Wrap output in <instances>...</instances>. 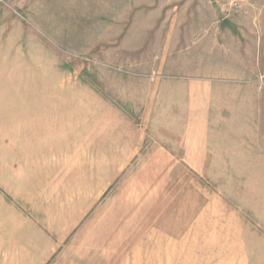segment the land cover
I'll return each mask as SVG.
<instances>
[{"label":"rangeland","instance_id":"1","mask_svg":"<svg viewBox=\"0 0 264 264\" xmlns=\"http://www.w3.org/2000/svg\"><path fill=\"white\" fill-rule=\"evenodd\" d=\"M161 1L0 0V166L4 174L13 166L23 170L31 151L37 182L42 175L84 179L80 201L68 194L65 213L80 220L61 255L47 264H264V78L229 84L240 107L213 131L221 154L195 164L197 171L181 161L144 162L140 156L127 164H92L93 147L77 144L74 124L65 133L73 145L59 140L65 134L55 128L48 144L34 151L11 129L18 128L16 113L30 108L45 111L53 127L64 112L69 121L99 113L103 127L109 105L126 113L124 81L159 75L151 49ZM230 1L223 3L226 14L251 17L240 26L257 27L263 19L264 0L241 11L231 10ZM142 12L148 35H142L147 46L141 51ZM126 115L139 122V115ZM154 134L149 131L147 151ZM95 167L100 177L93 180ZM95 182L99 196L92 198ZM3 189L0 207L24 211V201Z\"/></svg>","mask_w":264,"mask_h":264},{"label":"crops","instance_id":"2","mask_svg":"<svg viewBox=\"0 0 264 264\" xmlns=\"http://www.w3.org/2000/svg\"><path fill=\"white\" fill-rule=\"evenodd\" d=\"M225 1H161V8L152 18L157 39L151 49L155 50L153 58L159 75L126 79L121 92L124 112L139 115V122H133L114 104L109 105L106 127L101 126L99 113L90 117L81 113L69 121L65 112L53 127L45 111L30 108L16 113L13 123L18 128L11 129L16 130L19 139L25 138L27 146L34 151L38 144H48L51 130L58 128L65 134L70 131L69 124H74L75 132H79L77 144L93 147L92 164H127L140 156L138 160L144 162L181 161L197 171L195 164L215 161L212 156L221 154V147L212 141L213 131L221 129L218 124L231 122L225 115L235 114L240 107L235 88L229 84L264 78V16L257 27L240 26L251 17L229 16L223 10ZM169 2L174 5H164ZM146 15L147 12H142L138 18L141 51L147 46L146 39H142V35H148L147 26L143 27L142 22ZM250 89L251 86L246 88ZM105 128L109 132L101 134ZM153 130L156 142L147 151L148 134ZM68 133L63 138L60 134L59 140L68 144L69 139L73 145ZM105 138L108 142L102 143ZM29 153L27 161L22 160L27 163L22 165L23 170L13 166L4 174L0 166L3 170L0 171V200L5 187L17 200L24 201V211L20 213L15 207H0V264H47L61 255L59 251L80 220L68 219L65 213L70 206L68 194L74 202L80 201L84 179L72 182L56 175L47 180L41 174L43 178L37 182L36 156ZM151 153L154 158H148ZM95 168L91 173L93 180L100 177ZM97 195L95 182L92 198ZM84 206L86 211L88 204Z\"/></svg>","mask_w":264,"mask_h":264},{"label":"built area","instance_id":"3","mask_svg":"<svg viewBox=\"0 0 264 264\" xmlns=\"http://www.w3.org/2000/svg\"><path fill=\"white\" fill-rule=\"evenodd\" d=\"M254 1L255 0H231L229 6L233 11H241L246 5H251Z\"/></svg>","mask_w":264,"mask_h":264}]
</instances>
